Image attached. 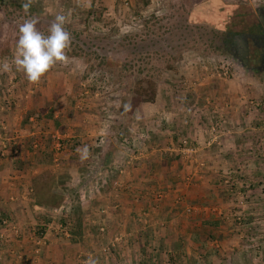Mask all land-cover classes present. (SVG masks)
Returning a JSON list of instances; mask_svg holds the SVG:
<instances>
[{
	"label": "rangeland",
	"instance_id": "1",
	"mask_svg": "<svg viewBox=\"0 0 264 264\" xmlns=\"http://www.w3.org/2000/svg\"><path fill=\"white\" fill-rule=\"evenodd\" d=\"M25 2L0 0L4 110L16 108L20 114L25 99L17 103V97L64 98L20 114L22 129L43 127L52 133L44 151L28 150L31 163L45 167L38 169L36 182L24 178L30 182L19 188L23 199L0 197V264H264V245L257 244L258 238L231 240L233 232L241 233L236 229L228 236L218 234V240L216 234L210 239L189 235L188 246L172 242L173 235L179 236L178 228H172L190 222L192 210L171 206L168 215L158 195L144 198L149 182L141 180L142 172L138 178L126 176L143 171L131 164L129 155L139 152L133 144L147 140L131 138L128 131L132 120L127 112L134 106L161 95L217 97L219 90L228 95L229 84L238 97H264V80L241 69L220 44L225 33L253 21L264 0H32L27 13ZM57 14L69 17L66 60L39 82H29L11 67L18 27L36 19L37 29L46 34ZM4 63L10 70L3 69ZM4 136L14 147L9 134ZM57 141L59 152L53 146ZM85 145L87 162L77 152ZM115 146L120 150L114 152ZM65 155L72 157L68 159L80 180L53 167V159ZM104 155L109 162L101 170ZM52 191L61 197L60 206H34V198L45 199ZM236 201L231 199V226L239 228L246 221L243 214L235 220Z\"/></svg>",
	"mask_w": 264,
	"mask_h": 264
},
{
	"label": "crops",
	"instance_id": "2",
	"mask_svg": "<svg viewBox=\"0 0 264 264\" xmlns=\"http://www.w3.org/2000/svg\"><path fill=\"white\" fill-rule=\"evenodd\" d=\"M229 86L225 88L226 92L230 91L228 95L221 90L217 91V97L161 95L154 97L152 102L134 106L127 112L132 120L128 128L130 136H145L147 140L142 145L133 144L132 148H137L139 152L129 155L131 164L143 171L136 170L133 173L132 170L126 176L128 179L130 175L138 178L137 173L142 172L141 180L149 182L144 185L147 192L144 198H155L158 195L159 200L165 202L163 212L168 215L172 213L171 206L178 207V211L185 213L188 209L192 210L195 217L190 222L182 221L172 228H178L175 232L179 236L173 235L171 241L184 246H188L185 241L189 235L206 239L205 237L212 238L216 234L214 239L218 240V234L228 236L226 234H232L235 229L241 233L235 236L233 232L231 240L234 237H245L253 241L258 238L260 242L257 244L264 245V97H238L233 93V85ZM63 98L17 97L16 100L20 103L25 99L23 105L26 108L20 111L25 116L40 108V105L44 107L51 103L52 99L61 101ZM5 100V97L0 96V124L6 127V133L14 140L15 148L9 144V152L0 162V197L8 196L10 200L19 202L23 199V196L18 195L21 192L19 188L24 183L29 184L30 178L32 182H36L38 169L45 167L34 163L35 160L31 163L33 160H30L31 153L28 150H34L33 153L44 151L47 134L52 132L41 129L43 127L31 131L22 129V116L16 108L11 113L6 112ZM57 135L55 131V136ZM64 137L66 135L62 139ZM183 140H187L194 149L192 153L180 154ZM116 149L120 150L115 146L114 152ZM12 150H17V154H13ZM58 158L53 159V167L59 169L61 174L65 172L68 178L72 176V180H80L73 161L69 160L72 157L65 155ZM108 162L104 155L100 169L104 170ZM24 178H29L28 183L23 181ZM230 188L245 198L242 219L246 223L244 222L243 227L231 226V212L234 208L231 207V199L234 196L231 195ZM158 189L162 192L155 193ZM31 190L33 191L32 188ZM147 203L150 204L149 201Z\"/></svg>",
	"mask_w": 264,
	"mask_h": 264
},
{
	"label": "clouds",
	"instance_id": "3",
	"mask_svg": "<svg viewBox=\"0 0 264 264\" xmlns=\"http://www.w3.org/2000/svg\"><path fill=\"white\" fill-rule=\"evenodd\" d=\"M32 0H26L22 5L27 13ZM69 17L66 14L55 15L47 29V33L39 31L36 19H27L18 27L15 54L12 57L11 67L22 72L24 77L32 83L39 80L55 65L66 60V50L71 44V35L66 29ZM4 70H10V65L4 63ZM81 160H86L90 153L88 146L77 149ZM88 264H96L90 260Z\"/></svg>",
	"mask_w": 264,
	"mask_h": 264
},
{
	"label": "flooded vegetation",
	"instance_id": "4",
	"mask_svg": "<svg viewBox=\"0 0 264 264\" xmlns=\"http://www.w3.org/2000/svg\"><path fill=\"white\" fill-rule=\"evenodd\" d=\"M255 16L240 31L225 33L220 44L241 69L264 80V7Z\"/></svg>",
	"mask_w": 264,
	"mask_h": 264
},
{
	"label": "built area",
	"instance_id": "5",
	"mask_svg": "<svg viewBox=\"0 0 264 264\" xmlns=\"http://www.w3.org/2000/svg\"><path fill=\"white\" fill-rule=\"evenodd\" d=\"M5 132H6V127L3 124H0V162L6 158L7 153L9 152V144L8 140L5 138ZM55 148L57 151L61 148V144L57 141L55 143ZM194 149L191 147V145L188 143L187 140H183L181 142V147L179 149L180 154L182 155H188L189 153H192ZM13 154H17V150H12ZM263 156H264V151H263ZM230 193L232 196L237 198L236 201V208L238 209L236 216L234 217L236 221H240L242 218V213L245 211V205L246 201L244 196L239 193V192H234L232 188H230ZM190 209L187 210L189 212ZM5 225L6 223L3 222Z\"/></svg>",
	"mask_w": 264,
	"mask_h": 264
},
{
	"label": "trees",
	"instance_id": "6",
	"mask_svg": "<svg viewBox=\"0 0 264 264\" xmlns=\"http://www.w3.org/2000/svg\"><path fill=\"white\" fill-rule=\"evenodd\" d=\"M149 97H154V95H151ZM152 100L153 99H151L150 101ZM60 202H61V197L58 194L54 193V191H52L45 199L43 197L34 198L33 204L37 205L38 207L54 209L60 206ZM206 238L210 239L211 237L207 236Z\"/></svg>",
	"mask_w": 264,
	"mask_h": 264
}]
</instances>
